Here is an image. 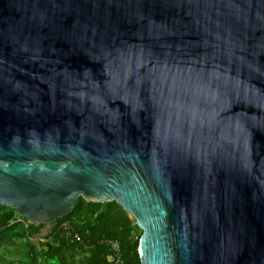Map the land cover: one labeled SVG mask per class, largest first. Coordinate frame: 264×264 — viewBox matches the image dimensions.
Instances as JSON below:
<instances>
[{
  "label": "water",
  "instance_id": "1",
  "mask_svg": "<svg viewBox=\"0 0 264 264\" xmlns=\"http://www.w3.org/2000/svg\"><path fill=\"white\" fill-rule=\"evenodd\" d=\"M79 198L140 264H264V0H0V206Z\"/></svg>",
  "mask_w": 264,
  "mask_h": 264
},
{
  "label": "trees",
  "instance_id": "2",
  "mask_svg": "<svg viewBox=\"0 0 264 264\" xmlns=\"http://www.w3.org/2000/svg\"><path fill=\"white\" fill-rule=\"evenodd\" d=\"M64 223L67 233L61 230ZM140 234L113 201L93 203L79 198L65 216L38 226L26 224L15 210L0 206V264H106L104 240L118 244L122 264H140Z\"/></svg>",
  "mask_w": 264,
  "mask_h": 264
},
{
  "label": "built area",
  "instance_id": "3",
  "mask_svg": "<svg viewBox=\"0 0 264 264\" xmlns=\"http://www.w3.org/2000/svg\"><path fill=\"white\" fill-rule=\"evenodd\" d=\"M61 230L67 233L69 231L68 225L65 223L61 224ZM103 242L108 249L106 264H122L119 256L118 244L113 240H104Z\"/></svg>",
  "mask_w": 264,
  "mask_h": 264
},
{
  "label": "rangeland",
  "instance_id": "4",
  "mask_svg": "<svg viewBox=\"0 0 264 264\" xmlns=\"http://www.w3.org/2000/svg\"><path fill=\"white\" fill-rule=\"evenodd\" d=\"M47 228H48V227L46 226L45 229L43 230V232H45Z\"/></svg>",
  "mask_w": 264,
  "mask_h": 264
}]
</instances>
